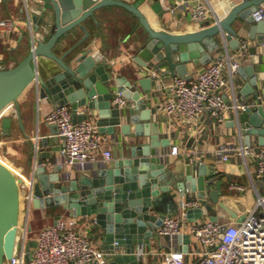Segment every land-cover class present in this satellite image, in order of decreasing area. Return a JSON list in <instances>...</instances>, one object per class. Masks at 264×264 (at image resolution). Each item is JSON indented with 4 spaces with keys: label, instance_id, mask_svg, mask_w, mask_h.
<instances>
[{
    "label": "water",
    "instance_id": "water-1",
    "mask_svg": "<svg viewBox=\"0 0 264 264\" xmlns=\"http://www.w3.org/2000/svg\"><path fill=\"white\" fill-rule=\"evenodd\" d=\"M262 1L242 0L235 4L227 3L216 11L217 18L213 24L209 21L202 22L198 29L184 33L169 32L166 25L163 28L158 27L166 9L160 0H40V3L33 5L31 13L34 35L29 51L19 61L9 65L0 64V118L3 111L14 104L19 126L23 129L17 101L32 83L40 86L41 93L59 101L57 104H69L73 113L82 104H86L88 109L97 107L102 119L112 114L110 100L116 90L133 101L134 111H142L140 116H132L131 121L136 123L137 134L140 129H149L145 133L150 137V142L132 147L131 157L114 161L112 167H89L92 170L91 177L78 175L72 178L71 172L64 170L65 164L47 154L45 158L38 159L32 176L33 183L29 187L21 176L0 161V264H6L14 254L17 225L24 204L34 208L62 206L69 211L71 217L94 215L99 226L113 232L114 225L123 221H135L139 227L148 225L152 229L158 228L165 216L177 212L179 199L188 192H194L203 205L187 211L189 221L203 216L217 221L219 215L216 205L237 222L244 219V216L238 217L220 202L225 180L216 176L213 166L207 169L208 172L204 165L198 166L196 175L173 172L166 166L169 141L158 140L160 125L151 121V110L147 101L140 91L133 88L140 84L144 94L151 92L153 81L148 75L136 78L137 74L142 73V68L157 69L162 71V76L188 77V63H205L220 45L237 49L239 39L234 27L236 20L249 25L251 39L255 38L258 31L264 33V21L255 22L251 16L252 11ZM218 2L219 0H212V7H216ZM109 7L123 8L136 19L135 27H140L146 34V37L135 44L133 57L139 67L129 80L114 78L101 52L92 53L89 48L74 52V47L61 55L54 51L60 40L75 28L88 34L83 23L91 19L98 24L96 14ZM42 27L49 29L45 40L37 38L38 30ZM257 42L264 44V34L257 37ZM251 51L254 52V48ZM38 58L51 60L59 72L45 79L35 66ZM239 71L242 72L241 69ZM248 71L249 83L240 95L253 94L257 98V90L253 87L256 83L254 71L252 68ZM110 80L114 84L112 87L107 85ZM75 86L78 88L75 89ZM114 114L115 117L110 120V131L121 122L120 112L115 110ZM138 119L145 121V125L137 123ZM98 125L101 127L104 123L100 122ZM233 125L237 134L243 136L242 142L245 146L250 145L252 135H258V141L262 144L264 106L258 103L255 106L246 105L243 109H235ZM10 127L11 119L2 118L1 134L7 135ZM121 127L122 132L128 134L129 126L122 124ZM57 132V126L52 124L51 133ZM137 148L141 150V157L137 156ZM158 148H162V151H158ZM148 162L152 163L151 170L148 174L139 176L140 187L129 185L133 174L138 171L136 166L140 167L141 172L146 171ZM48 168H51V172ZM87 169L86 166L75 167L74 171ZM128 190L130 195H124L123 192ZM20 197L29 199L26 201L25 198L24 202ZM125 216L129 218L123 220ZM148 233L151 234L152 231L148 230ZM29 246L33 247L34 243L29 242ZM133 251L128 250L127 253L132 255ZM123 257L115 255L106 264H122Z\"/></svg>",
    "mask_w": 264,
    "mask_h": 264
},
{
    "label": "crops",
    "instance_id": "crops-1",
    "mask_svg": "<svg viewBox=\"0 0 264 264\" xmlns=\"http://www.w3.org/2000/svg\"><path fill=\"white\" fill-rule=\"evenodd\" d=\"M128 1L134 2L136 0ZM160 1L166 9L164 16L161 18V23L158 24L159 28L166 25V30L172 33H184L199 28L202 22H196L190 17V8L195 0ZM211 1L208 0L211 10L206 21L213 24L217 18L216 11L218 9L223 8L227 3L235 4L242 0H219L216 7H212ZM38 3H40V0H0V17H13L17 23L13 32L0 37V64L9 65L12 62L19 61L29 51V45L34 35L31 8ZM96 18L98 24L91 19H87L83 23L88 34H85L80 28H75L67 37L60 40L54 51L61 55L67 49L74 47L72 50L74 52L87 48L91 49L92 53L101 52L103 58L107 61L108 70L113 73V77L129 80L133 77V72L139 67L134 61L133 53L136 42L146 37L144 30L140 27L136 28V19L120 7L102 9L98 11ZM152 20L154 21V19ZM234 27L237 30V38L248 41V49L240 58L241 66L239 70L241 69L242 72L238 70L232 82L229 81L228 86L222 91L224 100L232 106L226 112L222 121L217 122L209 115L202 116L196 125L181 118L167 120L160 109V95L155 91V83H152L149 94H144L140 84L133 90L140 91L141 96L145 98L148 108L151 110V121L158 122L160 125L158 140L167 139L169 141L168 151L172 146L178 147L179 152L177 155L171 156L168 153L166 166L173 172H184L193 175H196L200 165H204L207 172V169L213 166L216 176L225 180L219 197L220 202L234 211L238 217H241L245 216L248 210L255 207L259 196L264 197V176L258 177L253 159L249 155L240 153V149L245 145L242 142L243 136L237 134L236 127L233 125L235 110L233 107L235 105H239L240 108L242 105L255 106L258 103L264 106V44H258L257 42V37L264 33L258 31L255 38L251 39L247 23L236 20ZM37 34L38 39L45 40L49 35V29L42 27ZM251 48H254L255 51H251ZM225 49L230 52L234 51L227 45H220L211 53L210 59L205 63H188L186 65L187 78L189 80L194 79L200 69L207 66ZM35 66L38 73L45 79H49L59 72L54 62L46 58H38ZM249 68H252L256 78L253 87L257 90V98L253 94L240 95L249 83ZM142 69V73L137 74L136 78L140 79L147 75L148 69ZM159 72L162 75V71ZM171 79L172 76H162V82L165 84L170 82ZM107 85L112 87L114 84L110 80ZM76 88L78 86H75ZM58 102L41 93L40 86L32 83L17 101L23 129L19 126L17 108L14 104L6 108L0 118V130L1 119L5 117L11 119L9 133L3 135L0 131V158H4V161L1 162L20 175L28 187L33 183L34 178L32 179V176L35 167L38 165V159L45 158L47 154H51L52 157H56L58 160L60 159L59 149L62 145V138L58 135V132L56 134L51 133L52 124L47 123L44 119L45 113ZM133 104V101L128 99L126 106L118 108L111 105L112 114L103 119L100 118L97 107L88 109L86 104L78 106L75 113L72 112L74 120L79 121L89 117L97 125L98 131L102 128L99 133L104 140L105 147L112 150L110 160L104 161L101 153H98L95 162H89L85 165L88 168L87 170L75 172V167L80 166L66 165L64 170L70 171L72 178L78 175L91 177L92 170L89 167L94 169L112 167L114 161L130 158L132 147L150 142V137L145 133V130L149 131L148 128L140 129L139 133H136V123L131 121V117L134 115L140 116L142 111H134ZM115 110L120 112L121 122L113 126V130L110 131V120L115 117ZM100 122L104 123L101 127L98 125ZM137 123L145 125V121L141 119H138ZM122 124L129 126L128 134L122 132ZM250 140L251 146L264 147V137L262 144L258 141V135H252ZM160 150L162 151V148H158V151ZM137 156L141 157V150L138 148ZM151 164V162H148L147 170L142 172L139 170L140 167L136 166L138 171L133 174L129 185L140 187L141 179L139 176L145 173L148 174L151 170ZM48 171L51 172V168H48ZM227 179L230 180L227 181ZM130 193V190L123 192L124 195H130ZM27 195H29V191ZM185 197L198 198L194 192H188ZM28 199L27 197L26 201ZM21 200L23 199L21 198ZM216 207L219 221L234 220L218 205ZM21 209L24 214L21 221L25 229L21 232L18 231L21 218L19 215L14 250L16 253L20 252L24 242L27 250L31 251L33 247L29 246V242H33L35 245L37 233L42 227L54 224L61 216L70 217L69 211L62 206L34 208L32 205L24 204ZM262 211H264V206L258 207V212ZM128 218L129 216H125L123 220ZM203 219H207L206 216H203ZM77 221L78 231L86 235L90 242L100 249H110L112 243L118 241L119 249L116 255L124 256L122 264H158L151 256L143 261L127 253L128 250L133 251L139 246H143L145 250L162 248L161 246L166 239L157 236L156 228L152 229L148 225L139 227L135 221H123L114 225L113 232H108L104 227L98 225L94 215L77 216ZM185 222L186 227L182 231V241L184 244H190L188 234L190 221L186 219ZM33 228L35 229L34 232L32 231ZM148 230H151L152 233L149 234Z\"/></svg>",
    "mask_w": 264,
    "mask_h": 264
},
{
    "label": "built area",
    "instance_id": "built-area-1",
    "mask_svg": "<svg viewBox=\"0 0 264 264\" xmlns=\"http://www.w3.org/2000/svg\"><path fill=\"white\" fill-rule=\"evenodd\" d=\"M210 10L208 0H195L190 8V17L196 22H204ZM251 16L255 22L264 21V0L256 6ZM16 24L13 17H0V37L13 32ZM247 49L248 41L239 39L237 49L233 52L225 49L200 69L192 80L185 76H174L165 84L159 70L148 69L147 75L160 95V109L164 117L167 120L181 118L194 125L205 115L217 122L222 121L232 107L224 100L222 91L238 72L240 58ZM110 103L120 108L127 105L128 99L114 90ZM245 106L240 108L235 105L233 108L243 109ZM44 119L57 126L58 135L62 138L59 160L63 164L83 167L95 162L98 153H101L104 161L112 158V150L105 147L94 121L89 117L74 120L70 105L56 104L45 113ZM178 152L177 146H172L168 151L171 156ZM240 153L253 159L257 176L263 177L264 147L247 145L240 149ZM202 205L198 198L179 199L177 212L165 216L156 228L157 236L166 239L162 248L145 250L139 246L132 256L143 261L151 256L158 264H264V211L258 212V207L264 206V197H258L255 207L246 212L241 222L211 221L207 217L190 221V244H184L182 231L186 227L187 211ZM77 222V217L61 216L54 224L42 227L32 250L28 251L24 242L20 252H14L6 264H106L117 254L118 241H114L110 249H100L78 231Z\"/></svg>",
    "mask_w": 264,
    "mask_h": 264
},
{
    "label": "rangeland",
    "instance_id": "rangeland-1",
    "mask_svg": "<svg viewBox=\"0 0 264 264\" xmlns=\"http://www.w3.org/2000/svg\"><path fill=\"white\" fill-rule=\"evenodd\" d=\"M0 161H4V158H0ZM15 173H16V172H15ZM16 174H17V173H16ZM17 175H18V174H17ZM19 176H20V175H19ZM24 200H25V198L23 197V201H24ZM21 204H22V203H21ZM23 215H24V214L21 212V213H20V217H21V218H20V227L18 226V231H19V232H21L22 230L25 229V227H23V224H22L23 222L21 221V220H23V219H22V218H23ZM32 231L34 232L35 229L33 228ZM33 232H32V234H33Z\"/></svg>",
    "mask_w": 264,
    "mask_h": 264
}]
</instances>
